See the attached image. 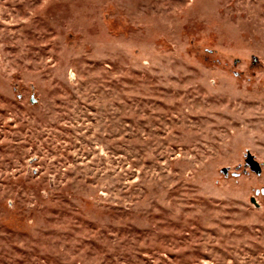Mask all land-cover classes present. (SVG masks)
Masks as SVG:
<instances>
[{
    "label": "rangeland",
    "instance_id": "rangeland-1",
    "mask_svg": "<svg viewBox=\"0 0 264 264\" xmlns=\"http://www.w3.org/2000/svg\"><path fill=\"white\" fill-rule=\"evenodd\" d=\"M0 264H264V0H0Z\"/></svg>",
    "mask_w": 264,
    "mask_h": 264
},
{
    "label": "water",
    "instance_id": "water-1",
    "mask_svg": "<svg viewBox=\"0 0 264 264\" xmlns=\"http://www.w3.org/2000/svg\"><path fill=\"white\" fill-rule=\"evenodd\" d=\"M251 161H252V158H251ZM252 168H254L257 172L261 171V167H260L259 163L255 160L252 161Z\"/></svg>",
    "mask_w": 264,
    "mask_h": 264
}]
</instances>
